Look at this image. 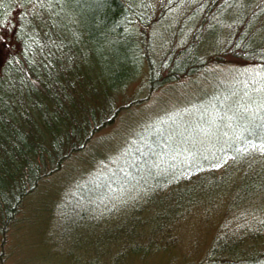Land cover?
Wrapping results in <instances>:
<instances>
[{
  "label": "trees",
  "instance_id": "obj_1",
  "mask_svg": "<svg viewBox=\"0 0 264 264\" xmlns=\"http://www.w3.org/2000/svg\"><path fill=\"white\" fill-rule=\"evenodd\" d=\"M167 18L175 28L165 49L154 37ZM7 30L17 47L0 68V264H44L45 258L18 248L31 240L26 229L47 241L39 228L49 227L50 215L25 213L23 205L68 160L84 157L95 135L123 111L211 65L264 68V0H0V38ZM219 94L215 111L205 113L214 122L229 112ZM250 117L228 128L232 138L213 157L175 170L165 166L160 174H153L149 159L172 155L164 149L177 143L171 131L188 122L136 139L125 158L136 159L135 174H149L151 192H141L113 223L97 212L95 192H77L82 202L87 198L85 208L62 206L52 220L72 226L69 256L75 249L96 255L88 254V264H151L153 254L167 258L176 247L180 222L212 210L215 227L204 253L182 264H264V111ZM252 145L262 151L257 163H247ZM171 259L159 264H174Z\"/></svg>",
  "mask_w": 264,
  "mask_h": 264
},
{
  "label": "rangeland",
  "instance_id": "obj_2",
  "mask_svg": "<svg viewBox=\"0 0 264 264\" xmlns=\"http://www.w3.org/2000/svg\"><path fill=\"white\" fill-rule=\"evenodd\" d=\"M166 20L160 24L159 33L154 37L156 44L158 43L160 47L165 45V49L172 39V31L175 28L173 18ZM182 36L183 32L179 38L181 39ZM16 47L13 31L7 30L0 40V68L8 54ZM227 90H233L235 92L233 94L238 93L239 96L233 97L227 93ZM217 93H220L221 97L225 95L220 100L225 101L221 104L223 106L227 104L229 112L226 119L214 122L207 118L205 113L209 115L215 111L212 102L217 100L213 98ZM263 93L264 68L243 62L211 65L197 75L165 85L152 93L149 98L146 91H143L140 95L147 99L123 111L113 125L95 135L87 150L83 152L84 157L78 158L77 155V159L68 160L64 169L41 184L39 193L28 197L23 205V212L37 209L38 213L50 215L49 227L39 228L42 235L43 232H48L47 235L50 237L42 244L37 238L34 239V234L30 237L31 233L26 229L28 239L31 240L23 242L18 251L21 250L23 254L30 251L33 256L45 258L44 264H55L53 260H58L57 264H88L89 259L96 257L95 254L73 248L75 255L69 256L75 235L71 231L72 226L54 224L60 207L63 206L66 210L70 207H73L72 210L84 209L87 198L82 202L80 197H76L79 196L77 192H95L92 194L95 196L91 197L97 198L99 215L102 217L106 215L103 220L109 219L110 223L118 222L130 211L134 202L140 200L141 192H151L153 188L149 174L134 173L137 170L134 165L136 159L125 158L126 152L137 144L136 139L145 136L147 132L151 136L153 132L160 131L155 129H160L162 125L168 132L173 127L188 122L187 125L171 131L172 139L177 143L171 148L166 146L164 149H172V155L167 151L161 159H149V166L153 174H160L163 170L166 171L165 166L175 170L174 166L182 168L195 164L199 162L201 156L210 158L226 148L225 139L231 137L229 127L233 125L240 127L245 122V115L251 116L252 119L264 111ZM202 125H208L207 129L201 131ZM167 132L166 134L169 133ZM178 136L184 137L185 140L187 138L188 143L178 141ZM150 148L149 145L146 146L147 151L151 150ZM250 148L253 153L247 163L251 162L250 160L257 163L262 151L253 145ZM165 155L169 158L165 159ZM263 162V159L259 160V164ZM223 169L221 166L216 170L220 172ZM239 171H235L236 176ZM83 196L86 197L87 193ZM30 213L38 214L33 210ZM215 217L212 210L189 215L188 220L180 222L176 227V236L178 235L180 243L177 241L176 247L168 251L167 258L162 254L159 256L153 254L148 259L150 263L159 264L165 259L174 258L175 260L171 259L175 261L174 264H182L188 260L198 259L200 254L204 253L205 243L214 232ZM65 234L67 236L64 240ZM57 248L60 250L59 253L56 251ZM88 254L92 255L91 258Z\"/></svg>",
  "mask_w": 264,
  "mask_h": 264
},
{
  "label": "snow or ice",
  "instance_id": "obj_3",
  "mask_svg": "<svg viewBox=\"0 0 264 264\" xmlns=\"http://www.w3.org/2000/svg\"><path fill=\"white\" fill-rule=\"evenodd\" d=\"M0 39H2V38H0Z\"/></svg>",
  "mask_w": 264,
  "mask_h": 264
}]
</instances>
